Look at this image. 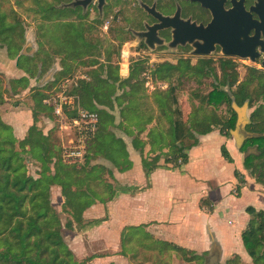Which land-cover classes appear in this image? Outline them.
Instances as JSON below:
<instances>
[{
  "label": "crops",
  "instance_id": "1",
  "mask_svg": "<svg viewBox=\"0 0 264 264\" xmlns=\"http://www.w3.org/2000/svg\"><path fill=\"white\" fill-rule=\"evenodd\" d=\"M28 47L32 53L36 51L35 45ZM46 49L41 57L44 66L38 72L34 69L33 76L18 68L17 61L0 59L8 79L29 77L21 91H10L19 101L6 105L2 117L13 127L14 136L25 139L36 121L34 97L58 93L60 83L79 71L88 75L69 92L76 96L75 106L79 101L85 109L101 112L100 118L106 121L103 126L99 122L98 132L102 129L105 134L100 147L91 153L93 138L88 149L92 164L103 166L101 178L92 187L107 199L97 200L85 211L87 226L64 230L69 232L64 235L76 257L93 256L86 264H180L181 254L197 255L199 264H227L239 256L243 264H253L242 233L251 218L247 208L264 210V185L245 168L240 150L252 133L247 129L250 115L242 126L235 108V130L223 135L215 128L198 135L199 143L189 150L188 162L176 166L167 161L172 158L173 141L169 143L167 138L172 122L168 115L162 120L160 106L164 101L168 104L174 77L157 72L131 80V61L120 64L118 76L110 73L108 77L107 70L94 75L96 65L83 68L80 60L67 55L68 48L55 43ZM83 81L89 85L82 87ZM50 109L41 106L37 126L54 143L64 145L65 131L57 128ZM223 145L234 162L223 156ZM155 159L158 166L146 171L144 164ZM236 170L246 181L240 196L235 195L239 184ZM55 196L63 208L65 198L59 185L52 187V200Z\"/></svg>",
  "mask_w": 264,
  "mask_h": 264
},
{
  "label": "trees",
  "instance_id": "2",
  "mask_svg": "<svg viewBox=\"0 0 264 264\" xmlns=\"http://www.w3.org/2000/svg\"><path fill=\"white\" fill-rule=\"evenodd\" d=\"M24 39L25 28L20 15L14 9L2 8L0 3V49H6L8 57L17 60L18 68L33 76L36 73L34 71V68H37L36 63L33 71L23 65V59L27 58L25 57L27 55L22 53ZM72 41L75 45L78 44L77 38ZM71 51L75 54L76 48ZM92 62L96 63L95 60ZM211 64V60H201L198 65H192L190 62L164 63L161 66L162 69L158 70L160 73L164 67H167L168 71L180 67L199 75L212 74L218 79V85L214 84V88L208 94L200 95L197 91L194 92L193 96L199 100L200 106L191 123H187L183 117L184 111L178 96V86L175 83L170 85L173 91H170L169 99L174 105L173 119L171 115L169 116L172 122L170 131L173 143L170 147L172 158H168L167 161L176 166L188 162L189 150L199 143L198 135L208 134L216 127L223 135H229L231 130L236 129L237 112L233 103L236 101L239 106L248 104L252 107L255 99L250 87L253 84L254 91H262V98H264L263 78L248 79L234 90L237 77L230 72L233 66L231 61L221 60V78ZM168 75L170 79L171 74ZM28 82L27 76L8 79L0 72V106L7 102L10 91H21ZM88 85L87 81L81 84L82 87ZM75 86L77 85H74L70 91L74 90ZM226 87L229 89L226 90ZM34 98L36 121L25 139L14 136L13 127L3 120L0 113V264H86L93 256L77 258L65 239L64 230L87 226L88 223L84 219L85 211L97 200L106 201L107 198H103V192L92 187L93 181L101 178L103 166H89V149L84 163L77 165L65 162L62 158V147L59 149V146L49 137L50 135H45L37 126V108L43 105L50 109L43 103L46 95H36ZM220 104L227 105L230 111L229 117L223 118L215 109H211L210 114L199 117L201 110ZM263 109L264 105L257 107L251 113V122L247 129L255 135L249 137L240 150L246 153L250 147H256L254 152L245 157L243 163L259 183L264 185ZM50 110L52 112V108ZM150 136L153 137L152 134ZM26 154H29L34 159L33 164L40 168L37 175L30 172L29 164L27 165L24 156ZM222 154L228 161L234 162L226 145L222 146ZM155 160L144 164L147 166L146 171H151L158 166L156 163L158 159ZM256 160L259 162L255 163ZM235 174L239 179L235 195L240 196L242 184L246 182L245 176L239 170H236ZM54 185L61 187L65 198L62 212L69 215L66 222L53 204L52 187ZM113 194L111 193L110 196L112 197ZM247 212L251 218L242 233V239L253 264H264V210L250 206ZM188 258L194 260L199 257L191 255ZM239 258L237 256L229 260L227 264H243Z\"/></svg>",
  "mask_w": 264,
  "mask_h": 264
},
{
  "label": "rangeland",
  "instance_id": "3",
  "mask_svg": "<svg viewBox=\"0 0 264 264\" xmlns=\"http://www.w3.org/2000/svg\"><path fill=\"white\" fill-rule=\"evenodd\" d=\"M0 3L2 4V8L10 10L14 9L18 12L22 19V23L25 28V41L23 43V50L22 53L24 55H27L23 59V65L27 68L32 69L34 68V65L36 63V69L37 72L39 71V68L44 66L45 59L41 60V57L44 56L45 52L47 51L48 45H54L55 43L58 44V46L63 47L67 50V55L76 59L80 60L82 62L81 65H83V68L89 67V66H95L97 69L93 71L94 75H101L104 73L105 70L108 71V77L111 76L110 73L113 75L118 76L120 64L123 63L132 62V68H131V80L138 76L139 79H145L150 74L157 73L159 69H162L161 66L164 65V63L160 62H154L150 61V59L140 60L139 62H135L137 59H139V54L136 55L135 51L136 48L132 47L129 42L124 44L123 46H115L112 42H110L108 37V34L106 33L108 22L101 21L95 14H85V15H79V12L74 10V3L75 0H0ZM78 44L75 45L72 39H76ZM71 42L73 43L72 46L76 48V53L72 54L73 52L70 50H73L74 48L71 46ZM28 44L35 45L36 51L32 53L30 47H28ZM47 45V46H46ZM77 46V47H76ZM80 49V51H78ZM141 55H145L150 58H155V55L151 53V51L142 52ZM216 57H218V61L212 62V67L215 68V71L218 74V77L221 78L222 70L220 67V58L221 54H215ZM9 58L6 52V49L1 50L0 49V59ZM11 59V58H9ZM202 58H193L191 60L192 65H198L200 63V60ZM209 59V58H206ZM222 59H230V58H222ZM13 61H17L16 59H11ZM95 60L96 63L94 64L92 61ZM138 61V60H137ZM238 64H233L230 68V72L237 77V82L234 85L233 89H237V86H239L241 83L248 79H253V77H259L263 78V76H258L255 74V71H253L249 65L250 63L247 61L239 60ZM153 64V66H151ZM107 65V68H106ZM180 65V64H179ZM155 67V69H154ZM169 67V66H168ZM82 67H79L81 69ZM82 68V70H83ZM153 70L150 72V69ZM167 67H164L163 71L159 73V75H165L171 74L172 79L174 77V83L178 86V96L180 99V104L182 109L184 108L185 114L183 115L185 121L187 123H191L193 120V117L197 111V109L200 106L199 100H196V98L193 96L194 92L197 91L200 95H206L208 94L213 88L214 84L218 85V79L214 75H199L196 73H192L191 71H186L185 69L178 68L171 71H168L166 69ZM2 69L3 66H2ZM0 68V72L3 73V75H6V73ZM165 70V71H164ZM89 71V70H87ZM91 75H93V73ZM252 71L254 72L252 75ZM164 72V73H163ZM84 72L79 71V73H76L68 78L70 79H76L77 84L80 85V82L82 79L86 80L88 78V75L86 73L82 74ZM145 73V74H144ZM105 74V73H104ZM7 76V75H6ZM183 80L181 81V79ZM85 81H83L84 83ZM226 90L229 89L228 87L225 88ZM251 93L253 94V99H255L254 104L252 107H249L246 110V116L251 117V113L256 109L257 107L264 105V98L262 95V91H254L255 85L253 84L251 87ZM116 90V89H115ZM232 94V91H230ZM170 94V92H169ZM40 94H38L39 96ZM171 96V95H170ZM19 97H16L15 95H8V100L6 103H4L2 106H0V113L2 115L3 108L7 105L8 107H11L14 101H19ZM235 102V101H234ZM79 101L77 102V106H79ZM168 105V108H167ZM82 106V105H81ZM161 111H163V121H166V116L172 115L173 103L171 104V101L169 99L168 104L164 101L160 104ZM234 108H236L233 105ZM84 108V107H83ZM168 109V111H167ZM211 109H215L219 115H221L223 118H227L230 116V111L226 104H220L219 106L212 107L209 106V108L205 110H201L199 113V117L204 116L205 114H208ZM46 110V109H45ZM41 108H37L36 113L37 117L41 114ZM68 116H73L75 114V110L70 109L66 110ZM183 112V113H184ZM99 113V112H98ZM210 114V113H209ZM54 115V113L52 114ZM101 115V112L99 113V116ZM263 115H264V109H263ZM101 117V116H100ZM3 118V117H2ZM4 120V119H3ZM5 121V120H4ZM54 121L55 119L54 116ZM100 122L102 126L105 124V119L100 118ZM170 122V119H169ZM57 128L65 131L64 139L66 140L64 143H68L69 139L71 138V135H68L67 133L69 130L65 128H60L59 123L56 122ZM218 128V127H216ZM104 131L102 132V129L99 130L98 134L93 140V144L91 147V153L95 154L96 149L100 146H98L101 143V139L104 136ZM196 135H198L196 133ZM166 137V134L164 135ZM167 138L169 139V143L172 142V136L171 131L168 132ZM62 145V143H61ZM61 145L59 146V149H61ZM256 147H250L249 150L244 153L245 157L251 153L254 152ZM90 155V162L89 166L93 165L91 162V157L93 158V155ZM26 157L27 165L29 164L30 172L34 175H37V173L40 171V168L33 164L34 159L31 158L29 154L24 155ZM259 161H255L257 163ZM95 164V163H94ZM53 204L58 210V212L61 214L62 219L64 222L67 221L69 215L62 212V207L60 202L57 199V196L53 198ZM65 234L68 231H64ZM69 233V232H68ZM69 235V234H68ZM65 236V235H64ZM67 237V236H66ZM65 237V239H66ZM68 238V237H67ZM67 241V240H66ZM180 258V264H182L183 259L187 264H199L200 260L199 258H196L194 260H189V256L187 255H178Z\"/></svg>",
  "mask_w": 264,
  "mask_h": 264
},
{
  "label": "flooded vegetation",
  "instance_id": "4",
  "mask_svg": "<svg viewBox=\"0 0 264 264\" xmlns=\"http://www.w3.org/2000/svg\"><path fill=\"white\" fill-rule=\"evenodd\" d=\"M73 7L79 15L95 14L108 22L110 42H129L141 56L137 60L213 62L220 53V62L225 57L233 64L247 61L264 77V0H75ZM224 45L239 55L224 56ZM147 51L155 58L141 55Z\"/></svg>",
  "mask_w": 264,
  "mask_h": 264
},
{
  "label": "built area",
  "instance_id": "5",
  "mask_svg": "<svg viewBox=\"0 0 264 264\" xmlns=\"http://www.w3.org/2000/svg\"><path fill=\"white\" fill-rule=\"evenodd\" d=\"M78 85L76 79H66L60 83L59 91L44 99V103L53 109L56 122L60 128L69 130L71 138L62 146V158L71 164H82L85 161L88 145L96 137L100 116L96 111L75 106L76 96L69 91ZM76 109L73 116H68L66 110ZM181 162V160H180Z\"/></svg>",
  "mask_w": 264,
  "mask_h": 264
},
{
  "label": "water",
  "instance_id": "6",
  "mask_svg": "<svg viewBox=\"0 0 264 264\" xmlns=\"http://www.w3.org/2000/svg\"><path fill=\"white\" fill-rule=\"evenodd\" d=\"M89 0H85V2H88ZM102 2V0H101ZM211 51H199V50H195V53H199V54H209ZM222 52L224 54V56H234V55H239V53H237L236 51H233L232 49H228L225 45L222 48ZM233 105L236 107V109L238 110L240 117H241V122L240 124L243 126L247 119H246V110L248 108V104L244 105V106H239L236 101L233 103ZM255 134L249 133V137H253Z\"/></svg>",
  "mask_w": 264,
  "mask_h": 264
}]
</instances>
